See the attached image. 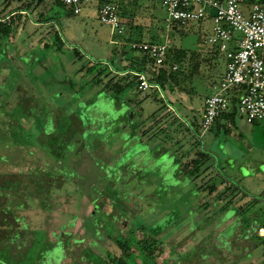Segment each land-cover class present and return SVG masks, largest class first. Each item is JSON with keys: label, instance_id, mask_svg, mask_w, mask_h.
<instances>
[{"label": "rangeland", "instance_id": "rangeland-1", "mask_svg": "<svg viewBox=\"0 0 264 264\" xmlns=\"http://www.w3.org/2000/svg\"><path fill=\"white\" fill-rule=\"evenodd\" d=\"M7 1L0 0V7L10 6L18 16L11 20L13 31L0 36V141L5 140L6 150L23 141L38 146L41 128L52 132L49 143L61 145L64 153V185L57 188L58 199L43 205L34 188L25 184L20 186L19 197L27 193L22 203H9L7 209L2 200L0 264H110L111 256L122 255L117 242L126 236L133 241L132 231L142 223L138 234L153 235L151 228L159 227L154 233L161 245L169 243L157 255V264L192 259L195 253L200 264L209 256L214 260L209 264H218L212 250L216 241L229 253L235 246L234 255L243 252L225 264H264V243L253 248L264 237L250 238L247 229L251 223L255 227L264 223V122L249 124L237 116L206 131L201 127L204 99L212 84L219 83L227 62L207 42L212 17L191 20L182 33L167 34L171 47L201 55L199 73L189 80L182 78L176 86L185 90H174L173 85L169 90L132 86L106 95L100 88L108 79L135 81L132 76L109 73L121 69L116 57L122 52L136 54L130 41L165 40L160 0H120L125 31L114 38L115 43L110 41V26L99 20L100 0L84 2L78 14L54 0ZM260 1L243 0L240 6L248 14L251 4ZM23 8L26 13L19 15ZM130 13L132 27L127 24ZM5 15L0 11V21ZM232 36L242 35L234 31ZM97 74L101 83H92ZM70 114L82 119V131L72 128ZM17 131L25 135L19 137ZM80 144L84 149H78ZM198 151L208 155L207 161H197ZM247 202L249 208L242 211ZM48 204L61 212L54 222H47V239L59 238L51 235L52 229H64V245L69 244L68 229L75 238L60 250L42 242L38 207ZM94 204L99 207L94 209ZM18 208L32 221L19 215L13 222L11 216ZM74 211L78 217L70 213ZM119 216L124 220L118 225ZM126 226L130 230L122 236ZM235 230L247 235L231 240L238 245L230 241ZM174 240L180 242L177 251L188 246V253L169 252L166 247L174 246Z\"/></svg>", "mask_w": 264, "mask_h": 264}, {"label": "trees", "instance_id": "trees-1", "mask_svg": "<svg viewBox=\"0 0 264 264\" xmlns=\"http://www.w3.org/2000/svg\"><path fill=\"white\" fill-rule=\"evenodd\" d=\"M104 1H112V0H100V3ZM133 1L137 2V0H133ZM240 1H243V0H240ZM54 2L59 5L63 3L62 0H54ZM260 2H264V0ZM132 18H133L132 13H130V15L127 16V19H128L127 24H129L130 27H132V24H131L133 20ZM187 23H184V24L176 23L172 25L171 32L182 33L183 27ZM161 30H162V35L164 37L165 31L163 30V28H161ZM11 31H12V25L10 23H2L0 21V36L9 35ZM124 31H125V27H124ZM153 39H154V36H153ZM130 50L135 51L136 54L128 55L127 51H124L121 53L122 54L121 57L120 56L116 57L117 59L116 63L121 68L120 70H123L122 72H126L124 75H121V78L123 76H132L133 78H135V81L132 82V81L124 80L123 82L119 81V82L113 83L112 80L108 79L105 83L101 85V88H100L101 92H105L106 95L112 94V93H121V92H124L125 89H128L132 86H137L138 84H137L136 77L132 75L131 72H144L147 75L150 83L158 85L160 89L163 88V89L169 90L170 85H173V87H176L178 83L182 80V78H184L185 80L186 79L189 80V78H192L194 75L198 74L199 73L198 70H200V60L198 59L200 54L197 53L196 51H186L182 48L171 47L167 55V59L165 63L158 65L145 51L138 50V49H132V48ZM210 53L212 54V52ZM207 59L210 60V58H207ZM172 63L178 64V69L173 70L171 68ZM88 71H92V69H89ZM110 72L112 71H109V73ZM92 83H95V84L101 83L100 74H97L92 78ZM213 85L214 83L212 84V86ZM181 87L182 86H179L180 90H182ZM176 89L179 90L178 87H176L174 90ZM183 90H185V87L183 88ZM237 91L238 90L234 89L230 93V99L232 103L231 109L229 111L222 112L209 129H212L214 125L219 126V124L223 123L221 121H224L227 124L230 122H233L235 117L238 116L236 112V102H237V94H238ZM59 116H60V112L57 113L56 121L54 120L55 122L59 120ZM70 117H71L72 128L82 131L83 130L82 129L83 127L82 119L79 116H76L74 114H70ZM252 124H257V122L254 121ZM0 128H1V125H0ZM41 129L42 130L36 137L37 142H39L37 143L38 146H33L32 144H29L23 141L22 143H19L17 145L16 143H14V145L11 144L9 146V149L6 150V149H3L5 140H3V143L0 141V144L2 145V150L0 148V210L4 209L3 201L4 203L6 202L7 209L9 207V203H12L14 201L18 202L19 200H20V203H22L21 201L25 199L27 195V193H25V195L22 196L24 197L23 199L19 197V195L21 194L20 186L23 184H25L27 187L30 185V187L34 188L33 189L34 194H35L34 196L36 197L37 200H39V204L43 205L45 202L49 203L52 200L59 198L58 193L56 191L60 185L62 184L64 185V153L62 152V149L60 148L61 145H57V144L54 145V143L52 144L49 143V137L52 136L51 135L52 132L46 133L45 131L46 129L44 128H41ZM17 133H19L17 134V136L19 135V137H21L22 135H25L24 132L17 131ZM15 135L16 134L13 133L12 136H15ZM76 141H79V139ZM82 147L83 145L80 144L78 146V149H84ZM196 154H197V161L199 162L207 161L208 155L206 153L198 151ZM72 162L74 161L72 160ZM13 183H15L14 184L15 187H12ZM211 190L212 192H215L216 187L212 186ZM219 196L221 195H218L216 198L219 199ZM49 206L50 205L48 204L47 206H39L40 208L38 207L39 209L38 213L43 218L42 226H41L43 228L42 242L44 245L51 246L52 249L58 248L57 250H60V248L63 249L64 246L68 247L71 244H73V241L75 240V238L71 237L72 232H70L68 229L66 232L69 233L68 235L69 244L64 245V242H63L65 240L64 239V229H63V232L59 231L58 229L56 230L52 229L51 235L55 233L57 237L59 238L55 239L54 242L49 241L47 239V235L45 232V229L47 227V222H50V223L54 222L56 220L55 217L58 216V212H61L59 207H55L56 205L55 206L53 205L51 208ZM13 208H16V207H13ZM19 208L22 210L23 206L20 205ZM19 208L15 210L19 211ZM96 208L97 207L94 206V209ZM42 211L43 213H41ZM47 212L50 213L51 215L47 214ZM63 212H64V209H63ZM70 213L78 217V212L74 211ZM111 213L112 212H109V211L106 212V214H108L107 216H110ZM19 215H24L22 217L26 220V222L31 220L25 213L21 211H19L17 215L11 216V220L13 222L17 221L16 219L19 218L18 217ZM110 218L113 219V216L112 217L110 216ZM116 224H118V221H116ZM128 225L129 224H127V226ZM142 225L141 224L136 225L135 229H133L134 231L131 230L133 232L132 236H135L133 241H131L128 238V236H126L127 235L126 231L127 229H129L128 228L129 226L125 228L124 233L126 234H122V236H126V239H123L117 242V246L120 248L122 255L111 256L110 264H157V262L155 261V259L157 258V255L161 254V252L164 251L163 249H165V246L168 245L169 243L166 244V242L164 241L163 242L164 245H161L162 241H160L159 240L160 238L158 237L159 238L158 239L154 233L157 231V229H159V227L151 228V232L153 233V235L145 236L141 232L140 234H138L137 231L138 230L141 231V229H143ZM262 227H264V223L256 227V230L254 231V233H250V238H252V236L254 237V235H257L259 237H264V235H259L258 233V229ZM160 232L157 233L158 236ZM261 233L264 234V228L261 229ZM239 234H241L242 237L247 236L246 234H243L241 232L238 233V231L235 230L230 241L233 240V238H236V239L240 238ZM171 237L174 238V235H171ZM172 238H170V240ZM59 242H62V243L58 245ZM202 242L203 241H201L200 244ZM231 242L233 245H238L237 243L233 241ZM179 243H180L179 241L174 240V243H173L174 246L166 247V249H168L169 252L173 253L176 256L188 253L189 251L187 248L188 246L185 247V250L177 251V245L179 246ZM214 243L216 245H213L212 250L217 255L218 259L215 261H217L218 264H225V262H228L230 259H234V258H235L234 261H236L239 257L243 255V252L240 253L241 251L240 247L238 250L240 254L234 255V252L237 251V249H234V248L237 246L231 249L233 253L231 252L229 253V250H224L222 244L218 243L217 241ZM192 245L197 246V244H192ZM229 247L230 245L226 246V248H229ZM191 256H192V259L187 258L185 260H178L174 258L171 264H200L198 263L199 260H197L198 255L196 253ZM139 258L141 261H139ZM208 258L205 261H203L202 264H209V263L214 262L213 256H209ZM39 259H42V258L38 257V260ZM42 262L43 261H41L40 264H42ZM70 264H74V263H70Z\"/></svg>", "mask_w": 264, "mask_h": 264}, {"label": "built area", "instance_id": "built-area-1", "mask_svg": "<svg viewBox=\"0 0 264 264\" xmlns=\"http://www.w3.org/2000/svg\"><path fill=\"white\" fill-rule=\"evenodd\" d=\"M88 0H62L69 6L73 14L81 11V5ZM165 10L163 19L165 40L162 42H147L143 40L130 41L132 49L145 51L161 65L165 63L171 45L167 38L172 25L184 24L191 20H199L210 15V9L216 13L210 15L213 29L207 36V42L226 58V70L218 84L212 86L210 93L204 99V109L201 116L203 131L208 130L222 112L229 111L232 103L231 90H238L236 112L247 123L264 122V2H253L248 14L240 6V0H160ZM99 20L110 26V41L124 33L121 22L119 0L104 1L99 4ZM10 16L2 18L6 22ZM163 28V26H162ZM241 32L240 39H234L232 33ZM233 45V47L230 46ZM173 70L178 64L172 63ZM124 75L125 72H117ZM136 77L140 90L159 86L149 82L144 72H131ZM262 228L258 229L261 232Z\"/></svg>", "mask_w": 264, "mask_h": 264}, {"label": "crops", "instance_id": "crops-1", "mask_svg": "<svg viewBox=\"0 0 264 264\" xmlns=\"http://www.w3.org/2000/svg\"><path fill=\"white\" fill-rule=\"evenodd\" d=\"M120 1V0H119ZM9 2V0L7 1V3ZM6 7H7V4H6ZM9 7L10 6H8L7 8H5L4 6L2 7H0L1 9H0V11H1V14H6L5 16L6 17H8V16H10V19L8 20V21H6V22H2V23H10L11 24V20L12 19H14V16H16V18H17V16H18V14H16L15 13V11L14 10H12L13 8H11V9H9ZM24 12H25V10H24V8H23V10H19V15H21V14H24ZM26 13V12H25ZM12 25V24H11ZM12 31H13V28H12ZM164 37H165V34H164ZM116 61H117V59H116ZM109 71H112V72H114L115 74H117V72H122L123 70H120V69H115V71H113V70H110L109 69ZM123 73V72H122ZM126 73V72H125ZM119 75V74H118ZM121 76V75H120ZM237 117V116H236ZM235 117V118H236ZM249 124H252V123H249ZM248 203V204H247ZM247 203H244L243 205H242V211H244V210H246L247 208H249L248 207V205H249V202H247ZM247 204V205H246ZM241 207V206H240ZM232 221H233V219H232ZM231 221V222H232ZM260 224H258V226H259ZM249 226H251V229H249ZM249 226H247V229H248V231H249V233H254V230H256V227L254 226V225H252V223L249 225ZM262 228H264V227H262ZM261 238V237H260ZM264 240V239H263ZM260 243H264V242H259V243H254V246H253V248H256Z\"/></svg>", "mask_w": 264, "mask_h": 264}, {"label": "flooded vegetation", "instance_id": "flooded-vegetation-1", "mask_svg": "<svg viewBox=\"0 0 264 264\" xmlns=\"http://www.w3.org/2000/svg\"><path fill=\"white\" fill-rule=\"evenodd\" d=\"M94 206L95 207H98L99 206V204H94ZM113 219H114V217H113ZM120 219H122L120 216L117 218V220H115V221H119ZM122 220H124V219H122ZM118 224H119V222H118ZM126 228H127V226H126ZM121 229V228H120ZM94 240V239H93Z\"/></svg>", "mask_w": 264, "mask_h": 264}, {"label": "water", "instance_id": "water-1", "mask_svg": "<svg viewBox=\"0 0 264 264\" xmlns=\"http://www.w3.org/2000/svg\"><path fill=\"white\" fill-rule=\"evenodd\" d=\"M216 13V10L215 9H210V15H214Z\"/></svg>", "mask_w": 264, "mask_h": 264}]
</instances>
